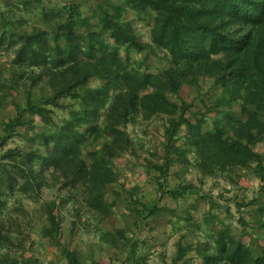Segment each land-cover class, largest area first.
Listing matches in <instances>:
<instances>
[{"label":"trees","instance_id":"obj_1","mask_svg":"<svg viewBox=\"0 0 264 264\" xmlns=\"http://www.w3.org/2000/svg\"><path fill=\"white\" fill-rule=\"evenodd\" d=\"M83 4L0 0V110H15L0 122V264H43L35 254L29 203L46 217L41 239L59 247L66 264H84L80 251L63 242L60 204L66 199L78 216L90 210L98 223L124 199L139 230L163 210L174 213L158 200L148 202L140 185L122 184L108 202L109 186L121 177L116 158H142L157 199L198 192L193 182L169 185L175 164L182 174L194 168L202 177L222 178L233 191L246 190L240 181L254 175L264 191V152L256 150L264 142V0H94L91 13ZM128 10L136 20L153 14L148 40L125 19ZM152 55L161 63L154 71ZM93 79L100 83L92 85ZM207 79L211 88L204 92ZM186 86L199 94L196 110L181 98ZM212 90L219 92L213 96ZM161 116L164 133L156 149L127 129ZM45 191L56 196L43 200ZM204 198L231 213L230 202ZM250 205H257L254 227L264 229V200L236 202L239 210ZM204 214L203 225L191 216L187 228L192 235L200 230L205 242L180 239L171 264H189L193 250L201 264H264V246L251 235L253 244L242 240L250 234L244 215L237 218V236L231 218ZM116 237L123 239L126 260L148 264L138 232L132 237L115 228L101 235L102 242Z\"/></svg>","mask_w":264,"mask_h":264},{"label":"rangeland","instance_id":"obj_2","mask_svg":"<svg viewBox=\"0 0 264 264\" xmlns=\"http://www.w3.org/2000/svg\"><path fill=\"white\" fill-rule=\"evenodd\" d=\"M83 1L82 9L88 13H91V5L94 0H77V2ZM55 2V1H54ZM56 3V2H55ZM125 19L131 21L136 28L138 35L144 39L148 40V32L151 24L153 23V14H149L144 20H136L135 13L132 10H128L125 15ZM134 57H141V54H132ZM151 59L149 64L151 65V71L156 70L157 66H161L159 60L150 56ZM5 62V58L0 56V64ZM211 80L207 79L203 82V91L210 90ZM100 82L97 79L91 81L92 85H98ZM219 90H212L209 93L216 96ZM199 94L196 90L190 87H184L181 98L189 103H196L192 110H196L200 105V99H198ZM173 100H180L179 97L172 96ZM16 100L23 102L22 97H18ZM233 110L240 113V107L235 106ZM14 107L9 106L6 109L0 110V122L2 120H7L14 116ZM37 123L40 124V117L36 118ZM140 127H135L129 125L127 127L128 131L132 134L139 135L140 139L143 136L147 145L153 147L154 149L159 147L160 142H162V137L164 133V117H158L152 119L147 125L141 124ZM2 125H0V132ZM43 130L42 124L36 129V131ZM19 132H25L24 127L18 129ZM146 135H143L145 134ZM33 132H31L32 134ZM15 141H9L8 145L13 146ZM88 149L92 150L93 146L90 145L91 139L88 140ZM256 150L258 152H264V142L257 145ZM162 154V152L160 153ZM189 157L192 158L193 154L190 153ZM115 163L122 169L121 177L119 182L110 185L109 191L107 193V201L112 202L115 197V192L121 190L122 184L127 188L133 187L135 185L141 186V194H144L145 199L148 202H153L158 200L157 204L160 207H168L170 210H174V213L168 210H163L162 213L157 217H152L147 223H141V230L134 225V218L131 215L124 199H118L116 205L112 208V214L105 218L103 222L98 223L99 216H95L90 210H85V213H80L77 215V211L73 208V205L66 200L62 201L60 206L63 214L62 223V238L63 242H68L72 248H76L80 251L82 255V260L84 264H131V261L126 260L123 256L125 251V246L123 245V239L116 237L117 241L102 242L101 235L103 232L114 233L115 228H125L127 236H132L138 232L140 236V243L146 250H149L148 264H171L172 258L176 254V243L182 239L184 244L191 242L197 244L198 242H205L206 237L199 230V232H194L192 235L187 228V222L190 221L192 216V221L194 224H202L204 213L212 212L219 217L231 218V224L233 225L234 233L240 234L242 231V225L239 224L237 218L238 216L244 215L247 220L254 216L252 206H245L241 210L237 209L236 202H240L243 199H251L256 197V199L264 200V191L261 192V187L263 183L259 178L251 176V178H242L239 186L246 187L243 190L242 187H238L234 191L230 185L222 178H212V177H202L201 173L194 168L190 169L187 173L182 174L180 172V164H175L172 168L174 172L169 177V185L175 186L179 182H193L198 188L197 193L187 194L185 197L175 200L169 196L157 199L158 189L157 184L154 180H148L144 168L142 166L143 160L141 159H131L128 157L116 158ZM178 172L180 174H178ZM152 174H155L153 171ZM237 190V191H236ZM211 196L214 199H219V202H230L231 213L226 214L223 208L218 205L212 207L211 203L206 195ZM235 194H237L235 196ZM124 196V194L122 193ZM56 196L55 191H45L42 196L44 199H51ZM222 196V197H220ZM235 199V201H234ZM196 206V207H194ZM27 208L31 211L33 223L30 228L32 239L37 242L35 246V254L40 258L43 264H66L65 258L62 256L59 247L50 243L48 238L41 239L42 229L46 225V217L40 214L37 206L33 203L27 204ZM72 222H76L74 225ZM96 225H95V224ZM203 225V224H202ZM250 232V231H249ZM251 232H254L251 230ZM264 237V231L260 232ZM250 234L242 235L245 242H249ZM108 239V238H107ZM264 242V239H262ZM29 255V253L27 254ZM138 257H135V259ZM186 259L190 260L189 264H201V258L193 250L188 253ZM140 260V259H139ZM136 262V261H135ZM134 263V262H133ZM132 263V264H133ZM137 264V263H134ZM138 264H144L139 261ZM178 264H181L180 262Z\"/></svg>","mask_w":264,"mask_h":264},{"label":"crops","instance_id":"obj_3","mask_svg":"<svg viewBox=\"0 0 264 264\" xmlns=\"http://www.w3.org/2000/svg\"><path fill=\"white\" fill-rule=\"evenodd\" d=\"M257 207V205H255V206H252V208H256ZM254 216H255V214H254ZM239 217V216H238ZM223 218V217H222ZM249 220H247L249 223H250V227H248V230L250 231V235L253 237V239H254V241H255V243H257V244H260V245H262V246H264V242H263V240L262 239H264V237H263V235L260 233V232H262V231H264V229L263 228H261V227H254V223L252 222L253 220H256L257 218L256 217H251V218H248ZM248 223V224H249ZM251 230H253L254 232H251ZM236 235V234H235ZM237 236H240V234H237ZM251 237V238H252ZM251 238L249 237V239H250V241L247 243V242H245L244 241V238H242V240L245 242V243H247V244H253V241H251Z\"/></svg>","mask_w":264,"mask_h":264}]
</instances>
